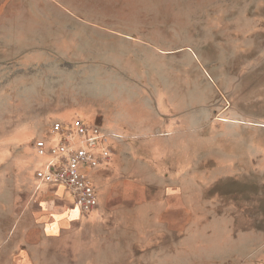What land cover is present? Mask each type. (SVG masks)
Wrapping results in <instances>:
<instances>
[{
    "label": "rangeland",
    "instance_id": "rangeland-1",
    "mask_svg": "<svg viewBox=\"0 0 264 264\" xmlns=\"http://www.w3.org/2000/svg\"><path fill=\"white\" fill-rule=\"evenodd\" d=\"M2 1L0 264H130L135 235L129 229L106 235L87 222L97 210L81 215L70 199L33 194L32 175L45 159L34 156L32 144L58 120L56 112L96 111L141 94L163 98L184 117L183 132L131 142L105 132L112 152L107 167L117 161L121 171L115 177L135 187L132 157L181 155L186 187L198 177L207 187L217 171L225 186L230 178L220 171L231 161L238 162L231 178L263 183L264 161L257 157H264V0ZM144 161L137 188H156L168 165ZM142 193L127 197L147 198ZM67 217L71 224L55 226ZM225 232H203V252H222ZM250 246L246 264H257L262 245Z\"/></svg>",
    "mask_w": 264,
    "mask_h": 264
},
{
    "label": "crops",
    "instance_id": "crops-1",
    "mask_svg": "<svg viewBox=\"0 0 264 264\" xmlns=\"http://www.w3.org/2000/svg\"><path fill=\"white\" fill-rule=\"evenodd\" d=\"M11 1L2 2L7 5ZM5 18L4 13L0 12V25ZM37 19L40 20V14H37ZM54 116L63 122H70L74 118L89 123L96 121L104 132L120 133L129 138L130 142L161 131L172 132V135L178 136L184 130V117L179 112H171L163 98L152 99L144 94L132 100L114 98L107 106L99 104L96 111L91 108L68 109L56 112ZM65 117L71 120H65ZM33 154L35 156L34 150ZM42 159L45 160L38 163L37 169L45 163L46 158ZM145 159L150 160L147 163L157 164L158 160H162L168 165L163 182L156 184V188H137L142 184L138 178H143L144 169L141 163H145ZM145 159L132 157L137 164L130 169L133 174L130 179L135 187L127 186L129 182L114 176L117 172L121 173L120 168L117 169V161L110 167H107L109 163L91 173L98 206L97 212L87 222L92 221L103 226L106 235L110 230H113L114 236L119 237L126 229L134 233L135 238L131 240L132 247L128 253L130 264L221 263L216 261H224L222 264H246L251 251L250 244L262 245L261 257L256 259L259 260L257 264H264V181L254 186L255 182L250 178L241 181L231 178L236 170L234 164L238 163L231 161V167L227 166L220 171L221 175L225 174L230 178L225 186L219 185L217 171L210 178V182L205 181L207 187L202 186L200 177L194 178L192 187H186L185 156H150ZM245 160L247 163L251 162L249 157ZM258 161L263 162L264 157L258 156ZM260 173L263 180V168ZM32 187L34 195L46 190L70 199L74 207L71 197L63 189H59L60 187L37 188L34 174ZM140 191L147 198L127 197L131 193L138 195ZM155 196L158 199H154ZM74 209L76 210L75 207ZM72 221L71 217H67L56 221L55 226H67ZM216 228L226 231L221 242L224 244L223 251L205 254L201 234L204 232L212 235Z\"/></svg>",
    "mask_w": 264,
    "mask_h": 264
},
{
    "label": "built area",
    "instance_id": "built-area-1",
    "mask_svg": "<svg viewBox=\"0 0 264 264\" xmlns=\"http://www.w3.org/2000/svg\"><path fill=\"white\" fill-rule=\"evenodd\" d=\"M51 139L55 143H50ZM109 139L99 125L80 118L53 121L46 135L33 142L35 156L46 158L34 173L36 187H60L81 215L92 213L98 197L91 173L111 162Z\"/></svg>",
    "mask_w": 264,
    "mask_h": 264
},
{
    "label": "bare ground",
    "instance_id": "bare-ground-1",
    "mask_svg": "<svg viewBox=\"0 0 264 264\" xmlns=\"http://www.w3.org/2000/svg\"><path fill=\"white\" fill-rule=\"evenodd\" d=\"M59 189H61L62 190V188H59ZM77 210V209H76ZM78 211V210H77Z\"/></svg>",
    "mask_w": 264,
    "mask_h": 264
}]
</instances>
